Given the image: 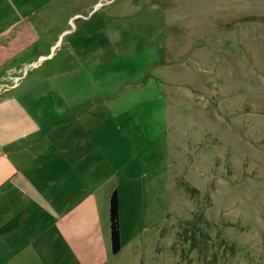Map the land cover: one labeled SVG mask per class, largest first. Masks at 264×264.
<instances>
[{
    "label": "rangeland",
    "instance_id": "374dc122",
    "mask_svg": "<svg viewBox=\"0 0 264 264\" xmlns=\"http://www.w3.org/2000/svg\"><path fill=\"white\" fill-rule=\"evenodd\" d=\"M34 6L63 33L40 68L22 72L53 68L51 89L73 108L58 122L72 125L76 145L89 141V181L106 218L82 261L66 251L4 256L0 242V264H264V0Z\"/></svg>",
    "mask_w": 264,
    "mask_h": 264
},
{
    "label": "crops",
    "instance_id": "0c3cea01",
    "mask_svg": "<svg viewBox=\"0 0 264 264\" xmlns=\"http://www.w3.org/2000/svg\"><path fill=\"white\" fill-rule=\"evenodd\" d=\"M29 1L32 6L0 0L2 254L43 259L66 251L71 262L82 261L106 216L89 181V141L76 145L68 138L72 125L58 122L60 113L71 115L73 108L60 105V95L51 89L53 68L22 72V66L25 71L49 59L63 33L52 31V12L42 13L35 0ZM71 18L66 16L65 23ZM79 54L84 59L85 48Z\"/></svg>",
    "mask_w": 264,
    "mask_h": 264
},
{
    "label": "trees",
    "instance_id": "16d2710c",
    "mask_svg": "<svg viewBox=\"0 0 264 264\" xmlns=\"http://www.w3.org/2000/svg\"><path fill=\"white\" fill-rule=\"evenodd\" d=\"M108 227L110 252L115 255L121 250L119 201L116 190H113L108 199Z\"/></svg>",
    "mask_w": 264,
    "mask_h": 264
}]
</instances>
